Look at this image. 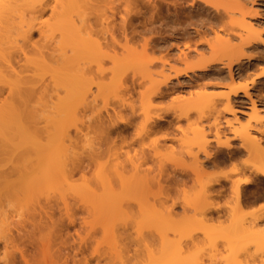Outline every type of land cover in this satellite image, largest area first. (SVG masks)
Masks as SVG:
<instances>
[{"label": "rangeland", "instance_id": "374dc122", "mask_svg": "<svg viewBox=\"0 0 264 264\" xmlns=\"http://www.w3.org/2000/svg\"><path fill=\"white\" fill-rule=\"evenodd\" d=\"M38 1L0 0V20L5 19V16H9L10 20H13L15 23L20 22L21 25H33L30 37L27 40H19L16 48L7 49L5 44L0 45V74L7 72L5 66L9 62L16 73L15 76L11 77L12 80L17 81L21 86H28L37 81L50 82V87L46 90L47 94L44 99H51L53 96L52 99L54 100L57 96L63 95L64 91L62 87L54 88L49 79L56 78V74L68 77L73 72L68 61L65 60L64 63L58 62L65 56L87 68V80L89 78V81L100 82L99 89L96 86H91V88L95 87L96 89L93 94L96 96L95 103L97 102V98H99L100 107H103L107 103L108 94L113 93L118 94L122 101L126 100L128 102V111L135 108L138 115L142 114L141 120L137 121V123L146 122V124H149L150 121L155 119L156 115L164 116L165 121L160 122L164 126V129L160 133L149 135L147 139H141L140 142L135 141L130 147L126 143L127 141L129 142V139L131 140L130 136H133V133H135L136 126L129 127L128 131H131L132 135L131 133L126 135L127 138L125 140L127 141L122 145V148L128 149L129 147L132 150L130 149L128 153H124V149L123 151L121 149V153L119 152L120 155H118L117 159L125 164L127 170L125 174H131L129 172L131 171L129 157L132 160H136V157H140L138 149L143 144L145 147V144L148 145L152 140L161 139L162 146L158 144V155L150 156V159L148 158L149 155H146L147 158H143L144 161L139 159L141 163L140 167H142L140 171L144 175L147 173L152 177V175L154 176L159 172V169L164 168L163 170H165L161 172L163 174L162 180H160V182H163V184L161 182L162 186L165 185V188L160 186L161 184L158 186L164 190H159L162 195L159 192L158 194L154 192L157 194L155 197L152 192L157 191L155 189L161 188L155 187L158 184L153 185V183L150 185L152 186L151 191L149 187V190H146V192H150L145 197L146 201L153 204L158 210L162 207L164 208L162 206L164 204L166 207L169 206L172 209L170 216L173 217L172 219L178 221L175 224L177 228L172 225L169 228L165 227L163 231L168 239L174 241L179 246L178 250L180 249V252L188 254L187 252H190L191 249H199L200 255H202L201 261L207 260L208 264H226L223 259L224 255L228 253L227 249L223 246L221 240H217L218 238H215L216 247L210 246V237H206L204 230H210L217 224H219L218 226H225L228 224L230 217H221L220 223L216 219V221L209 220L208 216H203L202 209H200L205 200L203 201L200 198L199 202L197 200L191 203L194 200L195 194H198L195 192H199L198 189L200 188V185L197 184L198 182L194 180L199 174H195L191 169L199 165L200 162L202 169L217 175V182L210 184L209 191L212 194L209 192L206 203L211 205L210 208L217 206L220 208L219 210L223 209V212L232 205L234 198L232 183L237 178L250 177L254 182H251L250 186L247 187L250 189L254 187L252 190L259 194L264 191L262 188L264 187V178L254 174L248 165L240 167L238 173L228 171L232 163L236 160H245L248 153L245 149L239 148L240 141L238 139H232L233 130L245 124L264 127V76H262L264 73L262 72L264 71V0H195L192 6H188L187 2H184L185 0H181V5L177 7L173 5V1L175 0H167V3L165 1L161 3L163 0H157L160 6L162 4L161 15L163 16L157 21L149 20L150 10L142 3V0H98L97 3L95 2L96 5L94 0H86V3L82 1L78 2V5L82 3L81 8L78 5H66V0ZM38 4L44 7V10L39 14L38 12L36 13V10L39 8ZM105 5L108 7L106 8ZM137 8L141 13L133 15V12ZM112 9L115 11V18H113L115 24L112 29V35L119 42L118 48L115 49L117 50L116 53L106 49L105 46L101 49L98 48V43L103 42L104 37L109 42L111 34L102 33L101 27L104 24L101 25L99 23L97 19L99 17L97 16L103 12L109 14ZM45 12H47V15H45ZM127 14H131L133 19L131 25H127L126 27L125 32L129 39L125 40L119 24L121 15L126 16ZM78 15H81L84 20L92 17L97 21L95 25L89 21L87 25L81 28L80 35L86 40L87 45V48L82 51L79 49L78 40L73 38V32L76 27L74 23L76 22L79 25L77 22ZM252 15L255 16V19H250ZM248 19L261 31V34L259 38L246 43L248 38L244 24ZM73 20L75 21L74 23ZM39 28L40 31L42 30L41 32L38 31ZM93 30H96L99 35H92ZM183 32L185 35H183ZM226 42L234 47L233 51L223 52L222 49L213 48V45ZM50 50L53 51V56L47 57V54H45L44 57L47 58L41 61L40 53L49 52ZM182 50L187 51V62L209 61V65H207L206 69L189 72V76L181 74L178 78L172 79L173 85L179 81V88L172 89L163 86L161 87V93L154 96L150 104H146L140 92L148 85V77H158L157 72L161 69H163L165 74L169 73L172 76L174 73L173 68H185V63L178 59V55ZM9 51L17 52L9 56ZM110 55L116 56L117 60L110 59ZM160 60H165L166 63L162 64ZM98 61H101L103 68L106 69L102 78L93 75ZM221 61H231V70L236 79L219 78L211 73L219 70V68L220 70H226L225 67H222ZM114 66L117 69L115 72L112 71ZM63 72L66 75H61L64 74ZM261 72L262 74H260ZM235 83H246L248 85L247 91L255 99V110L251 108L250 98L239 92V96L236 97L239 102H236V106H232L233 111L227 114L225 110L226 100L213 95L214 93L228 91V88L231 85H235ZM206 92L213 95L212 97L208 95L211 102L213 101V105L203 107L204 104L202 105V102H196L195 100L199 98L200 93ZM180 95L186 98L185 109L181 99L178 100V96ZM34 100L25 104H21L16 100L12 101L17 112L22 113L29 110L34 114L33 118L22 119L20 125L24 131L23 134L38 136L42 142L46 141L45 138L48 137L52 140L57 134L56 118H54L56 116L52 115L47 106H41V103H37V100ZM194 103L197 104L194 105ZM73 110L76 119L72 120L69 127L70 133H68V136L71 138H75V135H77L75 127L83 123L92 111H99V108L92 107L91 110H82V108L77 107ZM254 112L259 119L257 121L252 119V113ZM118 115L125 118L128 112L121 111ZM147 116H149V119H146L148 118ZM32 119L37 122H33ZM84 127L87 128L88 125L85 124ZM199 129L204 131V140L208 143L205 149L211 153L210 156H206L202 147L197 145L196 142H192L199 140L198 137L200 135L194 133ZM13 132L10 135V144L16 142L17 139L16 131ZM165 133L167 137L162 138L161 135ZM216 133L220 141H229L230 145L227 147L229 150L238 152L235 157L230 158L227 167L221 164L214 172L209 167L207 160L212 159L217 153V146L215 145ZM68 136H65L64 141H62L67 142V145L69 138L66 139V137ZM112 136L114 137L115 133ZM113 140L111 146L113 145L117 148L122 144L119 137ZM53 146L54 144L52 143L48 148L44 147L45 150L42 151V157L46 163L50 162L53 158ZM73 150L75 155V148ZM6 152L15 155L22 152L32 153V149L23 150L21 145L19 147L10 145ZM105 154L102 153L99 156L101 161L111 158L110 155ZM163 154L169 157H176L177 161L173 159L174 163L173 161L170 162L171 160H166L167 156L165 157ZM150 155L153 154L150 153ZM82 159L85 163L90 161V158ZM248 159L250 162V158ZM94 167L91 164L89 166L90 170L88 169L89 172L87 171L85 176H93L97 170ZM245 168H247L246 171ZM221 173L226 174L227 178H223L224 174ZM76 174L74 178H67V180L63 176H58L44 181L38 193L40 204L46 202V195L51 197V203L53 202L56 205L53 210L52 220L57 225H62L60 234L55 236L56 240L51 245V250L56 254L54 258L55 264H63L65 255H68L67 264H127L129 260H138L140 264H146L148 257L145 245L151 248L155 255H159L161 239L155 230L157 227L155 229L152 226L147 228L148 225H146V227L144 226L145 228H140V235H138L139 233L136 230L139 228L136 225V220H139L141 215L135 194H139L138 192L140 191L129 192L126 198L117 197L118 199L115 198L111 203V206H113L111 209L114 212L111 214V219L113 220L111 223L115 227V244L114 242H110L109 234H105V232H109V227L106 231L102 228L108 223L106 221L108 217L101 213V215H98L99 212L86 213L81 211L82 208L80 209V207H83L82 201L76 200V198L72 200L74 199L70 197L72 194L63 193L66 194L65 196H68V199L65 197L69 200L68 203L71 202L73 205H78V207L73 209L72 215L75 226L68 223V218L61 220L64 212L61 204L62 201L57 195V189L60 188L62 191H67L70 184L81 180V176L78 173ZM160 174H157L156 178ZM100 177H103V174ZM100 177L92 183H85L84 186H87L88 190H92L91 194L103 192L104 195V186H102ZM149 183H152V181ZM166 185H169V189ZM244 185H241V188ZM170 186L172 187L170 188ZM113 187H118L116 181L113 183ZM248 188H246L247 192L249 191ZM55 192L57 194L52 196ZM163 192L166 193H164V196L167 195L166 198L163 196ZM192 194H194L192 196L193 199L190 196ZM119 196L122 197L121 195ZM188 196L191 198L190 203H188ZM104 197L110 198L109 195H104ZM159 198H162V200L160 199L161 201H165L163 203L159 202ZM75 201L78 202L75 203ZM258 201L263 200H256L253 204L254 206L242 211L244 217L248 219L258 215L263 216L260 217V223L255 226L257 228L264 227V209L261 208L263 202L259 206L255 204ZM127 204L131 208L128 214L124 211ZM57 205L61 208V211H59ZM38 210V204L34 199H13L4 208V211L0 213V237L7 234L11 240L13 239L11 242L8 241L9 243L6 247H0V258H2L0 259V264L3 261L20 260V257L16 255L17 246L20 247L22 245L19 242L18 234L34 232V235L37 237L40 232H43V229H35L32 226L33 222L36 223L40 217ZM188 218L189 220L201 219L203 225L206 222V226L210 228H205L201 224L191 228L187 227L186 224L184 226L183 224ZM41 219L43 223L45 221L49 223L44 214H41ZM83 219L87 221L86 224L82 222ZM153 219L156 220V218ZM129 223L131 224L130 227ZM157 224L158 228H160L159 226L161 225L158 222L156 224L154 222V225H152L155 227ZM211 224H213V227ZM183 226L187 229H184ZM214 229H211V231ZM97 232H99V235H96ZM170 233L171 235H169ZM215 235L218 236L219 234L215 232ZM211 237L212 239L214 238L213 236ZM25 248H29L28 250L31 251V247L27 246ZM64 248L65 250H63ZM118 249L121 257L117 255ZM239 260L240 264H262L264 262V249L255 250L254 247H250L249 250L239 255ZM229 263L233 264V261L230 260ZM236 263L238 264V262ZM21 264H23L22 261Z\"/></svg>", "mask_w": 264, "mask_h": 264}, {"label": "bare ground", "instance_id": "6f19581e", "mask_svg": "<svg viewBox=\"0 0 264 264\" xmlns=\"http://www.w3.org/2000/svg\"><path fill=\"white\" fill-rule=\"evenodd\" d=\"M12 1H15V0H12ZM40 1L41 0H39L38 2ZM66 1H67L66 5H70V4L78 5L79 1L86 3L85 2L86 0H66ZM156 1L155 0L154 1L153 0H146V1L142 0V3H144V5H146V7L149 8L150 10V17H149L150 21H157L163 17L161 15L162 14L161 13L162 4L160 6L158 2L159 0L157 1V3ZM164 1L165 3H167V0H163L161 3H164ZM95 2L97 3L98 0H94V3ZM181 2H182L181 0H175L173 1V5H175L176 7L180 6ZM184 2H187L188 6H192L195 3V0H185ZM81 4L82 3L78 5L80 8L82 6ZM38 6L39 8L36 10V13L38 12L39 14L41 13L42 10H44V7L41 4H38ZM114 12L115 11L112 9L109 14H106L105 12H103L99 14V16H97L99 17L97 18L99 20V23H101V25L104 24V26L101 27L102 33L111 34L109 42L104 37L102 40L103 42L98 43V48L101 49L105 46L106 49H109L113 51V53H116L117 50L115 49L118 48L119 42L112 35V29L115 24L113 21L114 20L113 18H115ZM133 13H134L133 15H139L141 12L137 8L135 12ZM254 17L255 16L252 15L250 16V19H255ZM132 19L133 18L131 17V14L130 15L127 14L126 16L121 15L119 27L121 29L122 35L124 36L125 40L129 39L125 31H126L127 25H131ZM78 21H84V18L81 15H78ZM74 22L75 21L73 20V23ZM74 24L76 27H75V31L73 32V38L78 40V45H80L79 49L81 51L83 49L85 50L87 48L86 40L80 35V30L82 28V25H80V23L78 25L76 22ZM32 27L33 25H21L20 22L15 23L13 20H10L9 16H5V19L0 20V45L5 44L7 49L16 48L19 40H27L30 37V32L32 30ZM244 27L247 32V38H248V41H246V43H249L251 40H254L260 37L261 31L257 27H255V25L252 23L251 20L248 19V21L245 22ZM38 31H40V28ZM183 35H185L184 32H183ZM113 38H115V40H113ZM213 48L219 49V50L222 49L223 52H229V51L234 50V47L231 46L228 42L213 45ZM16 52L9 51L8 54L9 56H12V54ZM186 53L187 51L182 50L178 55V59L185 63V68H181V69L173 68L172 70L174 71V73L172 74V76L169 73L165 74L163 69H161L157 72L158 77H154V76L148 77L147 79L148 85H146L144 90L140 92L146 104H150L152 98L161 93V87L163 86L170 87L172 89L179 88L180 87V85H178L180 84L179 81H177L173 85L172 79L178 78V76H180L181 74H184L185 76H189L188 75L189 72H194L195 70L198 71V70L206 69L207 65H209L208 64L209 61H201V62H195V63L187 62ZM45 54H47V57L53 56V51L50 50L49 52L40 53L41 61H44V59L47 58V57H44ZM109 58L114 61L117 60L116 56L114 55H110ZM65 60L70 63L71 70L73 72L71 73V75H68V77L60 76L56 74V78L49 79L54 88L57 89L58 87H62L64 91L63 95L57 96L56 99L54 100L52 99L53 96L51 97V99L50 98L44 99L45 95L47 94L46 90L50 87L49 85L50 82L37 81L28 86H21L19 85L17 81L12 80L11 77L13 75L15 76L16 73L12 65L9 64V62L5 66L7 72L4 74H0V81H1V85H0V213L4 211V208L7 207L9 203L11 202V200L13 199H26V200L34 199L35 202L38 204V207H39L38 214L40 217L38 221H36V223L33 222L32 226L35 229H39V230L40 228L43 229V232H40L39 236L37 237L34 235V232L26 233L27 235L25 233L18 234L19 242L22 243L20 247L17 246V248L20 251V255H19L20 260L22 261L23 264H33V262H36V264H55L54 258L56 257V254H54L53 251L51 250L52 248L51 245L53 244L52 242L56 240L55 236H58V234H60L62 230V225H57L56 222L52 220L53 210L56 205L53 202L51 203V200H50L51 197H48L46 195L45 196L46 202H44V204H40L38 201V193L44 181L54 179L55 177H58V176H63L65 180H67V178L73 177L72 175L73 172H76L81 176L82 179H84L86 172L89 169V166H91L92 164L93 166H95L94 168L96 169L97 168L103 169V177H100V181L102 183V186H104L103 187L104 195L105 196L109 195L110 198H105L103 195V192L99 194L98 193L91 194L92 190H88L87 186H82L80 191L72 194V196L70 197L71 199L72 197L74 198L72 200H75L76 198V200L79 199L82 201L81 204L83 205V207L82 206L80 207V209L82 208L81 211H84L86 213H92V212L98 213L99 212L98 215L101 213L108 217L106 220L108 221V223L105 222L106 226L104 225V227L102 228L105 229L106 231V229H108L109 227L108 229L109 232L107 233L105 232V234L106 235L109 234L110 242L111 243L114 242V244L116 242L115 227L111 223L113 222V220L111 219L112 218L111 214L114 213L113 209H111V207H113L111 206L112 201H114V199L117 197L122 198V199L124 197L126 198V195H128L129 192L134 193L136 191H140L138 192L139 194H135V197L138 200L137 203H138L140 215H141V218L139 220H136L137 222L136 225L139 227L138 229H136L137 232L139 233L138 235L141 234L140 233L141 229L145 228L146 225H148L147 228H150L149 226H152L153 229L157 227V229L155 230L160 235V239H161L158 256L154 254L151 248L145 245L147 249L146 252H147V257H148V262L146 264H190V261L193 259V256L190 254V252H187L188 254L186 253L183 254L182 252H180V249L178 250L179 246H177L174 241L168 239L166 237V234L163 231L165 227L169 228L172 225L177 228L175 224L178 221H176V219L175 220L172 219L173 217L170 216L172 214V211H171L172 209L169 208V206L166 207V205L164 204L162 205L164 206V208L161 206L163 210L161 207H160L161 209L158 210L153 206V204L146 201V198H145L149 192V191L146 192V190L147 189L149 190L150 188V191H151L152 189V186L150 185L154 183L153 185L158 184L157 186H155V187H158L161 184L162 181L160 182V180H162L161 178L163 174L161 172H164L165 170H163L164 168L162 169L160 167L161 169H159V172H157V174L161 173L158 176V178L160 177V179L156 178L157 174L154 176L152 175L151 177V175H148L147 173H145V175L147 174L145 176L144 173L142 174V171H140L142 167H140L141 163L139 159L140 160L142 159L144 161L143 158H145L146 155L147 156L149 155L148 158L150 159V156L152 157L157 153L159 154V152L157 151L159 150L161 139H158L157 143L155 144L152 143L153 142L152 140L151 143L147 145L148 148L146 149H144L145 147L143 144L142 147L138 149V153L140 154V157L139 156L136 157V160L135 159L132 160L129 157V163L131 164V171L129 172H131V174H127V173L125 174V172H127L125 164L122 163L121 160H118L117 157L118 155H120L119 154L120 150L122 149L123 151L124 148H122V145L126 143L127 141L125 140L127 138L126 135L131 133V131H128L129 127L133 125H124L121 131L114 132L115 136L121 139L122 144L119 147L116 148L113 145H112L113 147L106 146L103 152H98L96 157L90 158L89 159L90 161L86 163L84 162L82 158L75 157L73 146L74 144L77 143V135H75V138H71L70 136H68V133H70L69 127L71 125V122L72 120L76 119L73 109L79 107V108H82V110H86V109L91 110L96 101V96L91 91L92 90L91 86H96L99 89L100 82L96 83L93 81H89V78L87 80L86 79L87 78L86 72L88 71L87 68L82 66L80 63L73 61V59H68L67 57L63 56V58L57 61L59 63L61 62L64 63ZM160 61L162 64L166 63L165 60H160ZM220 63L222 64V67L226 68V70L225 69L220 70L219 68V70H216L211 73L213 75H216L219 78H225V79L235 78L236 79L235 75L232 73V70H231V61H228V62L221 61ZM116 70H117L116 66H114L112 68V71L115 72ZM105 72H106V69L103 68L102 62L98 61L95 65L93 75L99 76L102 78ZM262 72L260 74H262ZM61 75H66V74L64 73ZM262 76H264V73L262 74ZM247 90H248V85L246 83L244 84L235 83V85H231V87L228 88V91L221 92V93H214L213 95H216L219 98L226 100L225 110L227 114L228 112H232L233 111L232 106H236V102H239V100L236 99V97L239 96V92H242L244 96L250 98L251 108L255 110V104H256L255 99H253L250 96ZM90 92H91V97L89 98ZM208 95H210V97L213 96L212 94H209L207 92L200 93L199 98L195 101L202 102L201 104L202 105L204 104L203 107L204 106L206 107L209 105L211 106V104L213 105V101L211 102ZM33 99L37 100L36 101L37 103H41V106H47L49 110L52 112V115L54 114L53 116H56L54 118H56L57 134L55 135V137H53L52 140L49 139L48 137V138H45L46 141L42 142L41 138H38V136L36 137L34 135L27 136V134H23L24 131L20 125L22 122V119L33 118L34 114L30 112L29 110H26L22 113L17 112L16 108H14L12 104V101L16 100L21 104H25L29 101L32 102ZM180 99L183 102V106L185 109L186 98L180 95L178 96V100ZM195 104L197 103H194V105ZM195 109H198V108H195ZM96 113L97 115H99V111H97ZM147 117L148 118L146 119H149V116ZM120 118L124 119L122 116H120ZM252 119L256 121L259 120L256 117L255 112L252 113ZM32 121L35 123L37 122L34 119H32ZM162 121H165V117L162 115H156L155 119L150 121L149 124L145 123L144 126H145L146 131L151 132V135L160 133L164 129V126L160 123ZM76 128L77 127H75V132L77 134ZM123 129H127V131H124ZM13 131H16L17 139H16V142H12L10 144V135L11 133L12 134L14 133ZM194 133L199 134L200 137H198L199 140H196V141L194 140L192 142H196L197 145L202 147L204 154L206 156H210L211 153L205 149L208 143L207 141L204 140V131H202V129L201 130L199 129V130H196V132ZM233 133L234 134L232 136V139L234 140L238 139L240 141L239 148L245 149L248 152L247 158L245 160L249 162L248 158H250V162L247 164L249 169L254 174L259 175L262 178H264V127L262 128V127L253 126L251 124H245V125H241L239 128H235L233 130ZM134 134L135 133H133V135ZM65 136H68L66 137V139L69 138L68 145H67V142H62L64 141ZM114 137L112 136V140L116 139V137L115 138ZM130 137L132 140V136ZM161 137L166 138L167 134L166 133L162 134ZM131 140L129 139V142L127 141L126 143L127 145H129V147L135 142ZM140 140L141 139L138 138L137 142H140ZM154 140H157V139H154ZM215 140H216L215 145L217 146L216 147L217 153L215 156H213L212 162H213V165H220L221 160H219L217 155L220 151L228 150L227 147H229L230 143L228 140L220 141L219 137L217 136V133H216ZM52 143L54 144V146L52 147L53 149L52 151L54 153L52 154L53 158L51 159L50 162L46 163L42 157V154H43L42 151L45 150L44 147L48 148L50 145H52ZM10 145L14 147L15 146L19 147L21 145L23 147V150L32 149V153L22 152V153H18L15 155L8 154L6 151H8V147ZM160 146H162V144ZM129 147L128 149L125 148L126 150L124 149V153L129 152V150L131 149ZM133 150L136 151V149L134 148ZM237 152L238 151H235L229 157L230 158L235 157ZM70 153L72 154L71 157H70ZM102 153L103 154L106 153L107 155H110L111 158L109 159L107 157L108 158L107 160L101 161V159H99V156H101ZM138 153L136 154L138 155ZM150 153L153 155H150ZM164 156L166 157L167 155H164ZM167 157L165 159L169 161L171 160L170 162H172L173 159L174 161H177L175 159L176 157L175 158L173 156L172 157L167 156ZM208 160H207V163H208ZM178 162H180V160H178ZM191 170L195 174H199V176L197 175L196 177L197 180L195 178L194 180L195 182H198L197 184L200 185L199 186L200 188L198 187L199 192L198 191L195 192V193H198L197 195L195 194L196 197L194 196V194L190 195L191 198L192 196H194L193 201H191L190 196H188L189 197L188 203H190V201L191 203H193L197 200H198L197 202H199L200 198L203 201L205 200L202 206L200 207V209H202L203 216H208L209 220L216 219L220 223L221 217L223 216L230 217L228 224L225 226H218L219 224H217L215 227H213V224H211L212 227L215 228L217 231L215 229L211 231V229L213 228H211L210 230L209 229L204 230L206 237L208 238L210 237L209 238L210 246H212L213 248L216 247L215 238H218L217 240H221V242L223 243V246H225V248L227 249L228 253L224 255V259H223L225 263L227 264L228 262V264H230L229 262L230 260H232L233 264H235L236 262L240 264L241 262L239 260V255L249 250L250 247H254L255 250L264 249V233H262L261 231V230H264V227H259V228L255 227L260 223V217H263V216L258 215V216H254L248 219L247 217H244V214L242 212L243 209H247L251 206H254L253 205L254 202L258 200L260 197L261 192L260 194L255 193V191L252 190L254 187L251 189L247 187V186H250L249 184L254 181H252L250 177L237 178L235 181H233L232 191H233L234 198L232 201V205L231 206L228 205L229 209L226 210L227 212L225 210L223 212V209L219 210L220 208L217 206L210 208L211 205H208L206 203V198L207 196H209L208 194L210 192L209 191L210 184L217 182L218 180L217 175H215V173L214 174L209 173L205 171L204 169H202L200 162H199V165H197L195 168ZM222 177L227 178L226 174H224V176ZM115 181L118 184L117 188L113 187V183H115ZM151 181L152 183H149ZM162 184L160 186H162ZM243 184H245L243 186L244 188L243 187L241 188V185ZM168 186L167 188L169 189ZM162 187H158L161 189H155L157 191L152 192L155 195V197L157 196L159 190L164 191ZM171 187L172 186H170V188ZM246 188L249 189L248 192ZM262 188L264 190V187ZM57 190H58L57 191L58 194L57 192H55V194H53L52 196L56 194L58 195V198L62 201L61 204L63 207V212L64 214H66L68 206H69V203H68L69 200H67L68 196H65L66 194H63V193H68V192L66 190L62 191L60 188H58ZM154 192H157V194ZM164 193L165 192H163V196H164ZM119 195H121L122 197H120ZM166 196L164 197L166 198ZM65 197H67V199ZM160 199L162 200V198H159L158 200L159 202L163 203L165 201V200L161 201ZM76 202L78 201H75V203ZM162 203H159V204H162ZM261 203L264 204V200L258 201L255 204L260 206ZM59 211H61V208H59ZM124 211L127 214L131 211V208L128 204L125 207ZM41 214H44L46 216L49 223L47 221L43 223L41 219ZM67 218H68V223L70 225L74 223V219L72 218V216H67ZM153 218H156V220ZM82 222L86 224L87 221L83 219ZM154 222L155 224L158 222L161 225L159 226L160 228H158V224L157 226L155 225V227H153ZM185 224L187 227L189 226V228H191L199 224L203 225V222L201 219L189 220L188 218L183 225L185 226ZM204 224L205 225L203 226L206 228L207 227L206 222H204ZM184 226L183 228L187 229ZM207 228H210V227H207ZM210 232L213 233V234L211 233V236L213 237L215 235V232L216 234L217 233L219 234L218 236L215 235V237L213 238L214 241L212 237L210 236ZM136 238H137V234H136ZM12 240L11 238H9L8 241L11 242ZM8 241L3 243V247H6V245L9 243ZM27 246L31 247L30 249L31 251L28 250L29 248L28 249L25 248ZM63 250H65V248ZM57 254L59 255V253ZM119 254L121 255L118 249L117 255L121 257ZM65 256L66 257H65V260L63 261V264H67L68 255H65ZM201 257L202 255H200L199 257L200 260H201ZM9 262L10 261H3L2 264H9ZM262 264H264V262Z\"/></svg>", "mask_w": 264, "mask_h": 264}, {"label": "snow or ice", "instance_id": "6c2138e0", "mask_svg": "<svg viewBox=\"0 0 264 264\" xmlns=\"http://www.w3.org/2000/svg\"><path fill=\"white\" fill-rule=\"evenodd\" d=\"M56 7V6H53ZM107 8L108 6L105 5ZM47 15V12H45ZM91 21L92 24H97L96 19L92 17L86 18L84 21H77L81 23L82 27L87 25ZM92 35H99L96 30H93ZM115 40V38H113ZM107 62V61H106ZM95 87L92 88V92H95ZM91 97V92L89 93V98ZM163 107V106H161ZM93 108H99V115H97L96 111H92L89 114L83 123L77 125V143L74 145L75 148V157L76 158H94L96 157L98 152H103L105 146H111L113 143L112 135L114 132H119L123 128L124 125H135L136 130L135 134L132 136V141H137L138 138L140 139H147L151 132L146 131L145 123L141 122L137 123V121L141 120V115H138L135 108H132L128 111L129 105L126 100L122 101L121 97L118 94L109 93L107 96V103L100 107L99 105V98H97V102L93 105ZM121 111H127L128 115L124 119L120 118L118 115ZM87 124L88 127L85 128L84 125ZM83 129V131H81ZM127 131V129H123ZM157 140H153V144L157 143ZM118 142V139H117ZM148 146L145 145V148ZM70 153V157H71ZM224 166L227 167L228 161L225 160L221 162ZM249 162L244 160H236L234 163L231 164L228 171L231 173H238L239 168L247 165ZM208 165L212 169V171H216V169L220 165H213L212 159L208 160ZM247 168H245V171ZM103 174L102 168H97L95 174L91 177L85 176L84 179L77 180L74 183L68 186V194H74L81 190L82 186L85 183H92L96 179H98ZM224 174V173H221ZM73 178L77 175L76 172H73ZM260 200H264V192H261ZM43 202V201H41ZM78 207V205H73L71 202L69 203L68 209L66 214L61 216V220H66L67 216L73 215V209ZM261 208L264 209V204H261ZM73 226L75 224L73 223ZM131 224L129 223V227ZM264 233V230H261ZM99 235V232L96 233ZM171 235V233L169 234ZM9 240V236L6 234L3 237H0V247H3V243ZM190 254L193 256V259L190 261V264H208L207 260L201 261L200 257V250L199 249H191ZM16 255H20L19 249L16 250ZM2 259V258H0ZM9 264H21V261L18 259L16 261H10ZM36 264V262H33ZM127 264H140L138 260H129Z\"/></svg>", "mask_w": 264, "mask_h": 264}, {"label": "flooded vegetation", "instance_id": "af4514ba", "mask_svg": "<svg viewBox=\"0 0 264 264\" xmlns=\"http://www.w3.org/2000/svg\"><path fill=\"white\" fill-rule=\"evenodd\" d=\"M235 152V150L233 151V150H225V151H220L219 153H218V158H219V160H221V162H223V161H225V160H227L228 162H230V155L231 154H233ZM222 163H220V165H221Z\"/></svg>", "mask_w": 264, "mask_h": 264}]
</instances>
